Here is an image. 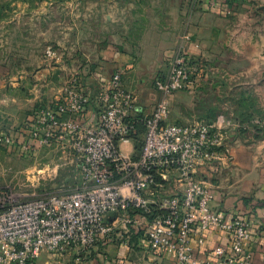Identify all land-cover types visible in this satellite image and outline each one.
<instances>
[{"label": "crops", "instance_id": "crops-1", "mask_svg": "<svg viewBox=\"0 0 264 264\" xmlns=\"http://www.w3.org/2000/svg\"><path fill=\"white\" fill-rule=\"evenodd\" d=\"M87 7L62 29L55 26L59 17L52 10L31 11L16 29L0 27L3 116L28 129L37 109L59 103L56 83L76 75L87 95L81 120L92 125L100 86L118 71L124 89L135 96L131 116L150 113L158 101L154 81L165 75L181 36L187 35L186 51L204 63L206 72L195 89L172 96L168 122L203 120L226 128L223 146L194 173L210 187L211 206L224 220L240 216L250 223L249 264H264V123L245 120L251 108L240 107L244 98H255L252 109L264 115V0H88ZM27 18L33 22L26 23ZM134 137L119 145L123 155L139 154L142 129ZM178 176L174 172L159 180L164 195L181 191ZM203 240L199 246L193 239L191 246L205 264H215L213 250L230 242L216 228L206 230ZM34 264L176 263L151 250L138 232L129 245L114 241L89 254L43 253Z\"/></svg>", "mask_w": 264, "mask_h": 264}, {"label": "built area", "instance_id": "built-area-1", "mask_svg": "<svg viewBox=\"0 0 264 264\" xmlns=\"http://www.w3.org/2000/svg\"><path fill=\"white\" fill-rule=\"evenodd\" d=\"M180 40L167 72L154 81L158 101L150 113L131 116L136 100L120 71L100 86L92 125L81 120L87 95L78 79L58 104L35 111L25 145L61 144L70 157L72 184L0 211V264H34L43 253L89 254L100 243L129 245L138 232L151 250L176 264H205L194 256L191 241L202 246L210 228L225 231L230 241L228 248L213 250L215 264L250 263V223L240 216L224 220L211 206L210 187L194 173L223 146L226 128L203 120L168 122L172 96L195 89L206 72L186 51L189 37ZM137 122L144 131L133 158L119 145L133 141ZM174 172L182 189L164 195L159 180Z\"/></svg>", "mask_w": 264, "mask_h": 264}, {"label": "rangeland", "instance_id": "rangeland-1", "mask_svg": "<svg viewBox=\"0 0 264 264\" xmlns=\"http://www.w3.org/2000/svg\"><path fill=\"white\" fill-rule=\"evenodd\" d=\"M87 2L88 0H0V27L16 29L23 23L22 17L29 15L31 11L46 13L52 10V14L54 12L59 17L55 26L58 25L62 29L66 22L72 24V21L81 17L83 11L88 10ZM31 22L33 20L27 18L26 23ZM40 24L43 28L47 26L43 18ZM68 78L56 83L60 90L59 100L64 97L66 90L78 81L75 79L76 75H70ZM79 82L86 91L85 82ZM257 103L255 98H244L240 107L251 108V115H246L244 119L250 118L255 125L262 127L264 115L262 117L252 109ZM1 105L0 102V211L9 204L46 198L69 188L72 184V165L63 146L55 143L25 145L30 138V130L23 129L22 124V128H19L18 123L9 124V120L2 114ZM258 106H261V103ZM8 138L9 142H6Z\"/></svg>", "mask_w": 264, "mask_h": 264}, {"label": "trees", "instance_id": "trees-1", "mask_svg": "<svg viewBox=\"0 0 264 264\" xmlns=\"http://www.w3.org/2000/svg\"><path fill=\"white\" fill-rule=\"evenodd\" d=\"M251 115V114H250ZM141 127V128H139ZM140 129H142V131H144L143 126L140 123H136V132H138ZM138 130V131H137ZM137 134V133H136ZM135 138V137H134ZM141 148V144H139V149Z\"/></svg>", "mask_w": 264, "mask_h": 264}]
</instances>
